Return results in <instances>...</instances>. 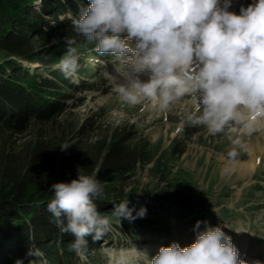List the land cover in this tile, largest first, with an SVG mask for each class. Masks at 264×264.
<instances>
[{"label": "clouds", "instance_id": "9594fccd", "mask_svg": "<svg viewBox=\"0 0 264 264\" xmlns=\"http://www.w3.org/2000/svg\"><path fill=\"white\" fill-rule=\"evenodd\" d=\"M231 6L232 0H88L76 17L69 16L76 35L94 45L91 51L112 56L115 74L105 70V75L123 103L150 101L166 110L189 97L196 108L187 124L217 134L230 125L252 131L264 120V0L241 6L238 14ZM64 41L56 67L72 78L79 68L78 42ZM144 73L147 80L140 78ZM234 145L245 147L240 140ZM237 155L235 147L228 153L232 159ZM49 191L52 222L75 238L69 251L83 257L88 237L100 241L111 231L109 216L95 203L106 198L104 184L78 169L76 179L54 183ZM113 205L112 215L130 222L147 214L141 207L133 216L127 199ZM192 230L195 241L186 247L161 246L151 259L141 252L147 264H246L221 227L198 220ZM26 255L43 253L30 247Z\"/></svg>", "mask_w": 264, "mask_h": 264}, {"label": "trees", "instance_id": "16d2710c", "mask_svg": "<svg viewBox=\"0 0 264 264\" xmlns=\"http://www.w3.org/2000/svg\"><path fill=\"white\" fill-rule=\"evenodd\" d=\"M87 5L88 0H0V264H29L32 259L36 264H92L108 234L96 242L88 237L83 257L69 251L75 238L52 222L49 188L76 179L78 169L100 180L106 173L133 172L151 161L132 127L73 121L71 111L85 99L80 95L91 88L97 67L93 58H79L74 77L65 78L56 65L66 51L64 37H75L78 48L89 45L73 31L69 16L76 17ZM64 144L70 147L62 150ZM184 153L179 146L172 150L173 157ZM104 188L106 198L95 203L106 215L126 199L133 216L141 207L146 215L162 209L127 198L119 188ZM139 219L119 220L134 224ZM30 247L43 256L26 255Z\"/></svg>", "mask_w": 264, "mask_h": 264}, {"label": "rangeland", "instance_id": "374dc122", "mask_svg": "<svg viewBox=\"0 0 264 264\" xmlns=\"http://www.w3.org/2000/svg\"><path fill=\"white\" fill-rule=\"evenodd\" d=\"M252 2L232 0L229 11L237 13ZM92 47L78 48L80 58H93L97 72L91 88L80 95L85 99L71 111L73 121L93 119L110 129L132 127L150 153V163L133 172L106 173L100 181L119 188L127 198L142 200L144 206L157 204L162 209H152L134 224L108 215L111 231L91 263L147 264L141 252L151 259L161 246L177 242L183 248L194 243L192 229L198 220L221 227L246 264L264 261V120L252 131L230 125L212 134L206 126L187 124V115L196 108L189 97L166 110L150 101L125 104L105 75V70L115 74L112 56L96 54ZM235 140L245 147L234 145ZM175 146L185 149L181 157L172 156ZM234 147L238 155L232 159L228 153ZM242 164H254V170L242 176ZM248 252L252 256H246Z\"/></svg>", "mask_w": 264, "mask_h": 264}, {"label": "bare ground", "instance_id": "6f19581e", "mask_svg": "<svg viewBox=\"0 0 264 264\" xmlns=\"http://www.w3.org/2000/svg\"><path fill=\"white\" fill-rule=\"evenodd\" d=\"M141 77H148V74L147 73H144V74H142L141 75ZM254 170V164H252V166H251V164H242L240 167H239V173H240V175H245L246 173H250V172H252ZM246 256H248V257H250V256H252V253H247V255ZM239 258H240V260H242V261H244L242 258H241V256H239ZM261 262V264H264V261H260Z\"/></svg>", "mask_w": 264, "mask_h": 264}, {"label": "water", "instance_id": "95a60500", "mask_svg": "<svg viewBox=\"0 0 264 264\" xmlns=\"http://www.w3.org/2000/svg\"><path fill=\"white\" fill-rule=\"evenodd\" d=\"M241 8V7H240ZM240 8H238V10H237V14L239 13V11H240Z\"/></svg>", "mask_w": 264, "mask_h": 264}]
</instances>
